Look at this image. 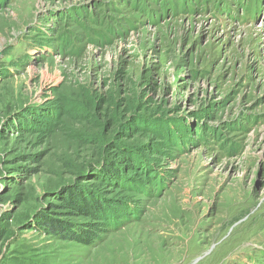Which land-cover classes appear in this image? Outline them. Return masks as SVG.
<instances>
[{
    "label": "rangeland",
    "instance_id": "rangeland-1",
    "mask_svg": "<svg viewBox=\"0 0 264 264\" xmlns=\"http://www.w3.org/2000/svg\"><path fill=\"white\" fill-rule=\"evenodd\" d=\"M258 3L0 0V264H264Z\"/></svg>",
    "mask_w": 264,
    "mask_h": 264
},
{
    "label": "trees",
    "instance_id": "trees-1",
    "mask_svg": "<svg viewBox=\"0 0 264 264\" xmlns=\"http://www.w3.org/2000/svg\"><path fill=\"white\" fill-rule=\"evenodd\" d=\"M244 1L245 2L243 4V6L241 5L242 6L241 8L243 10H244L245 6H248L249 4H251L252 0H244ZM240 2H241V0H239V3ZM258 2H259V0L256 1V3H258ZM224 5L226 6L225 3H224ZM256 5H258V4H256ZM224 11L226 13H230L227 9H225V7H224ZM120 171H124V168H121L119 166V170H118V169L112 167V173H110V177H108L107 176L108 173L106 171H104V173H106L104 179L108 183H111L112 185H117L118 187H120V186L122 187V185H123V183L121 182L122 179H121V176H119ZM84 197H85V195L81 196L78 193H71V195H69L68 199L66 197H64L63 201L68 204L67 209H69V211H71V212L73 211L74 214L77 216L84 217L87 220L89 219L88 223L81 224L80 230L78 231V233L75 232V234H73L71 232V229L68 228V231H70L73 234L71 236V238H75L78 241H81L82 243H85V244H91V243H93V241L96 239V236L98 235L96 232V229L98 231L99 229H101V226L103 227L102 230L108 229L106 226L105 227L103 226L104 224H100L102 219L105 218V219H108V220H111L112 222H114L115 219H119L120 216H122V215H120V216L116 215V210H115L116 205L114 203H109L107 205V207L106 206L102 207L101 202L89 201V200L87 201ZM116 204H119V203L116 202ZM120 204H119V206H120ZM105 210L107 211L106 213H105ZM108 211H113V213H110L109 215H111L114 220L111 218L109 219ZM134 211H135V209H133V211L130 212L132 214V217H131L132 219L137 213ZM104 213H105V216L108 215V218H107V216L101 217V215ZM133 214H135V215H133ZM118 221H120V220H118ZM121 221H120V223L122 225L123 222H121ZM116 223L117 222H114V223H111L109 221L106 222V224H108L109 229L110 228L116 229L117 227H115V226H118V224H116ZM46 226H47L49 232L51 234L54 233L55 235L56 234H58V235L63 234L61 231L66 229V227H63L62 224L57 222V221H56V224L55 223L53 224V223H51V221H49V223H46ZM120 226H118V227H120ZM72 229H74V227Z\"/></svg>",
    "mask_w": 264,
    "mask_h": 264
},
{
    "label": "bare ground",
    "instance_id": "bare-ground-1",
    "mask_svg": "<svg viewBox=\"0 0 264 264\" xmlns=\"http://www.w3.org/2000/svg\"><path fill=\"white\" fill-rule=\"evenodd\" d=\"M223 3V2H222Z\"/></svg>",
    "mask_w": 264,
    "mask_h": 264
}]
</instances>
